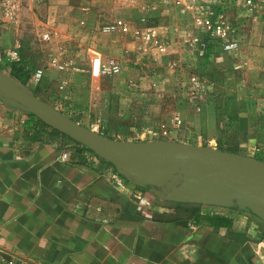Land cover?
I'll list each match as a JSON object with an SVG mask.
<instances>
[{"label":"rangeland","instance_id":"obj_1","mask_svg":"<svg viewBox=\"0 0 264 264\" xmlns=\"http://www.w3.org/2000/svg\"><path fill=\"white\" fill-rule=\"evenodd\" d=\"M37 1L24 0L18 25L0 23V74L84 127L95 131L99 125L98 133L115 140L167 138L203 146L215 140L217 149L251 157L260 153L253 148L264 132V111H259L264 108V23L259 31L252 28L251 17L233 0H226L225 11L239 28L241 48L235 55L196 30L186 1ZM108 25L117 30L104 33ZM138 27L157 28L170 41V52L145 46L135 35ZM196 36L208 38L205 58L193 46ZM18 42L20 59L11 60L8 53ZM91 50L104 62L117 59L120 73L94 77ZM54 58L68 66L59 69ZM14 66L31 70L27 83L14 76ZM38 69L44 71L40 82L34 80ZM209 107L217 111L212 126ZM60 144L73 154L97 156L81 150L83 144ZM0 262L7 264L1 256Z\"/></svg>","mask_w":264,"mask_h":264},{"label":"crops","instance_id":"obj_2","mask_svg":"<svg viewBox=\"0 0 264 264\" xmlns=\"http://www.w3.org/2000/svg\"><path fill=\"white\" fill-rule=\"evenodd\" d=\"M251 20L259 31L263 18ZM208 112L212 126L217 111ZM43 128L0 97L1 247L36 264H264V221L249 210L167 201L168 190L98 156L35 140L47 137ZM170 141L218 148L215 140ZM253 149L264 154V132Z\"/></svg>","mask_w":264,"mask_h":264},{"label":"water","instance_id":"obj_3","mask_svg":"<svg viewBox=\"0 0 264 264\" xmlns=\"http://www.w3.org/2000/svg\"><path fill=\"white\" fill-rule=\"evenodd\" d=\"M0 97L85 145L123 176L168 190L165 200L249 210L264 221V162L167 140L121 141L92 131L0 74ZM3 257L36 264L0 246Z\"/></svg>","mask_w":264,"mask_h":264},{"label":"built area","instance_id":"obj_4","mask_svg":"<svg viewBox=\"0 0 264 264\" xmlns=\"http://www.w3.org/2000/svg\"><path fill=\"white\" fill-rule=\"evenodd\" d=\"M37 0H29L35 3ZM186 1L190 4L191 12L193 13V24L197 31L209 36V38L218 41V44L226 54H237L241 48V41L238 37V25L235 24L225 11L226 0H179ZM235 7L245 9L251 13V18L254 21H259L263 18L264 21V0H234ZM24 0H0V23L16 26L19 24V18ZM38 2V1H37ZM117 30L114 25H108L103 28L104 33H112ZM137 38L145 45L153 47L160 54H167L171 50L170 41L165 38L157 28L154 27H138L135 30ZM49 38V34L46 35ZM208 38L201 40L199 37H194L193 46H199L198 52L202 58L207 56L209 50ZM22 45L20 42L16 44L8 57L11 60H19L21 55ZM63 53L62 55H64ZM91 72L94 77L115 76L120 73L122 66L117 59H110L107 62L103 61L99 52L91 50ZM53 65L59 69H64L68 66L67 62L60 58L52 60ZM44 76V71L38 69L34 74V80L40 82ZM99 125L94 126V130L99 132ZM101 134V133H100ZM167 135V132L164 133ZM103 135V134H102ZM62 159L66 161L68 155L62 154ZM147 202L142 200L141 205H146Z\"/></svg>","mask_w":264,"mask_h":264},{"label":"trees","instance_id":"obj_5","mask_svg":"<svg viewBox=\"0 0 264 264\" xmlns=\"http://www.w3.org/2000/svg\"><path fill=\"white\" fill-rule=\"evenodd\" d=\"M31 71V70H30ZM30 71H24L21 68H16L15 66L12 68V73L14 74V76H16L22 83H27L28 80L30 79ZM30 115L40 124L43 125V131L45 132V134L47 135L46 138H43L41 135L38 138H35V140L38 141H49V142H55V141H71L74 142L78 145H81V143L75 141L74 139H72L71 137L61 133L60 131L52 128L51 126L45 124L44 122H42V120H40L37 116H35L34 114ZM83 146V148H81V150H87L89 152L94 153L92 150H90L88 147H86L85 145H81ZM81 150H79L80 152H82ZM220 150H224L222 148H220ZM224 151H229V152H234L233 150H224ZM235 153V152H234ZM95 154V153H94ZM255 158H257L258 160L264 162V154L263 153H257L255 156Z\"/></svg>","mask_w":264,"mask_h":264}]
</instances>
